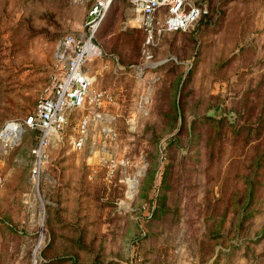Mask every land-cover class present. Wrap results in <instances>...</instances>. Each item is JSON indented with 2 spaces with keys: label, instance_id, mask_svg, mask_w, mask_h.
<instances>
[{
  "label": "rangeland",
  "instance_id": "1",
  "mask_svg": "<svg viewBox=\"0 0 264 264\" xmlns=\"http://www.w3.org/2000/svg\"><path fill=\"white\" fill-rule=\"evenodd\" d=\"M201 1L191 29L154 42L111 4L86 69L116 117L81 149L52 143L37 180L39 128L0 137V264H264V0ZM90 2L0 0V132L48 92Z\"/></svg>",
  "mask_w": 264,
  "mask_h": 264
},
{
  "label": "built area",
  "instance_id": "2",
  "mask_svg": "<svg viewBox=\"0 0 264 264\" xmlns=\"http://www.w3.org/2000/svg\"><path fill=\"white\" fill-rule=\"evenodd\" d=\"M114 1L91 0L83 32H67L58 39L56 57L61 66L53 76V84L48 88L47 93L40 96L34 112L23 122H18L21 127L19 140L25 127H38L41 130L38 141L31 150L34 155L32 171L36 180L49 156L48 148L52 143H62L68 139L75 149H81L86 144L87 134L93 121L116 117L101 108L103 102L115 100L113 92L94 88V78L86 69L87 62L101 53L98 54L96 51L100 46L95 39ZM127 1L139 14L141 25L149 31V40L152 42L157 34L191 29L206 9V5L201 0ZM87 104H93L94 107L78 117L75 133L70 135L65 133L64 130L72 121L75 110ZM133 122L131 119V124ZM7 126L1 130L0 137L11 144L18 143L19 140L13 137H4ZM102 131L104 137H115L116 128L111 122L104 124ZM129 161L124 158L122 163L128 165ZM34 264H37V259Z\"/></svg>",
  "mask_w": 264,
  "mask_h": 264
},
{
  "label": "bare ground",
  "instance_id": "3",
  "mask_svg": "<svg viewBox=\"0 0 264 264\" xmlns=\"http://www.w3.org/2000/svg\"><path fill=\"white\" fill-rule=\"evenodd\" d=\"M97 53L99 54L101 52L100 48L96 49ZM21 130L20 125H16L13 123L8 124L7 129L5 130V138L7 137H13L16 140H19L21 133L19 132Z\"/></svg>",
  "mask_w": 264,
  "mask_h": 264
},
{
  "label": "crops",
  "instance_id": "4",
  "mask_svg": "<svg viewBox=\"0 0 264 264\" xmlns=\"http://www.w3.org/2000/svg\"><path fill=\"white\" fill-rule=\"evenodd\" d=\"M115 128H116V126H115ZM117 135H118V129L116 128V134H115V137H114V138H113V137H112V138H110V137H109V138L106 137V140H111V139L113 140V139H116V138H117Z\"/></svg>",
  "mask_w": 264,
  "mask_h": 264
},
{
  "label": "trees",
  "instance_id": "5",
  "mask_svg": "<svg viewBox=\"0 0 264 264\" xmlns=\"http://www.w3.org/2000/svg\"><path fill=\"white\" fill-rule=\"evenodd\" d=\"M40 129H39V133H38V135H37V140H36V143H37V141H38V136H39V134H40ZM36 143H35V145H36Z\"/></svg>",
  "mask_w": 264,
  "mask_h": 264
}]
</instances>
